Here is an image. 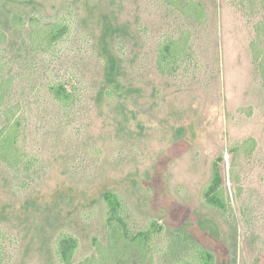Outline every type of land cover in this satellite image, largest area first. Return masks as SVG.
<instances>
[{
  "label": "rangeland",
  "instance_id": "obj_1",
  "mask_svg": "<svg viewBox=\"0 0 264 264\" xmlns=\"http://www.w3.org/2000/svg\"><path fill=\"white\" fill-rule=\"evenodd\" d=\"M195 1L200 22L166 0H0V72L11 82L0 128L13 109L35 157L20 178L0 162V264H61L53 242L62 230L79 239L76 263L94 254L106 191L137 227L165 225L155 264H175L190 243L215 264H264V36L254 31L264 4ZM14 15L24 22L13 25ZM32 18L67 31L39 45ZM188 31L185 53L162 62L164 41ZM51 80L77 88L69 113L48 93ZM249 137L255 151L234 156L230 147ZM221 153L228 215L203 198Z\"/></svg>",
  "mask_w": 264,
  "mask_h": 264
},
{
  "label": "trees",
  "instance_id": "obj_2",
  "mask_svg": "<svg viewBox=\"0 0 264 264\" xmlns=\"http://www.w3.org/2000/svg\"><path fill=\"white\" fill-rule=\"evenodd\" d=\"M251 2L254 0H250ZM175 9L185 16L195 20L203 21L206 17V10L203 4L195 0H166ZM247 11L254 12L259 6L253 4L247 7L248 0H242ZM262 5L264 0H262ZM249 6V5H248ZM12 24L17 25L24 22L22 17L14 15ZM26 23L30 26L31 41L39 42V45L46 44V47L54 46L67 31L64 22L44 23L35 18L29 19ZM254 31L258 38L264 36V17L254 25ZM186 39L178 38L164 41L161 45L160 58L163 61H175L181 57L188 48L190 33ZM6 34L0 29V43L5 41ZM255 41V40H254ZM253 54L260 57L257 50V42H252ZM1 52V47H0ZM2 68H0L1 70ZM264 78V62L261 64ZM0 72V100L8 96L10 84ZM47 91L67 114L74 106L78 90L74 84L61 80H51L48 83ZM13 109L4 111L5 124L0 128V162L12 170L16 178L23 174L29 175L33 169L35 157L29 155L23 144V131L20 126V116H15ZM234 156L252 154L256 149V139L249 137L230 147ZM224 154H219L213 161L212 177L203 190L205 202L223 215H228L231 208L230 200L226 190V179L224 173ZM106 203L105 230L102 236L92 237L95 253L85 260L76 263V254L79 248V239L69 231L62 230L55 237L53 246L57 259L61 264H155L160 246V239L163 237L165 225L153 219L146 226L137 227L127 212L123 198L112 191L104 193ZM216 256L208 248L198 243H190L187 249V256L178 258L175 264H215Z\"/></svg>",
  "mask_w": 264,
  "mask_h": 264
}]
</instances>
